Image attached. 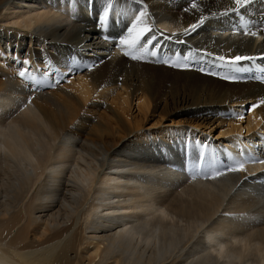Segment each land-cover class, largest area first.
Instances as JSON below:
<instances>
[{"label": "bare ground", "instance_id": "bare-ground-1", "mask_svg": "<svg viewBox=\"0 0 264 264\" xmlns=\"http://www.w3.org/2000/svg\"><path fill=\"white\" fill-rule=\"evenodd\" d=\"M235 8L0 0V264H264V0Z\"/></svg>", "mask_w": 264, "mask_h": 264}, {"label": "snow or ice", "instance_id": "snow-or-ice-1", "mask_svg": "<svg viewBox=\"0 0 264 264\" xmlns=\"http://www.w3.org/2000/svg\"><path fill=\"white\" fill-rule=\"evenodd\" d=\"M137 2H139V0H137ZM253 2V0H235V3L239 6V8H243L244 6L248 5V4H251ZM239 8H235V9H232L233 12H239ZM107 15V12H105V16ZM146 13L141 10L140 13H139V16L137 17V20L140 19V17H143L145 16ZM224 15H227V13H224ZM103 22V20H102ZM203 19H201L200 21V24H203ZM199 27L198 24H193L191 25V28L193 31H195L197 28ZM137 28V25L134 23L129 29V34H131L133 31H135ZM152 32L151 29H148V28H143V29H140L139 32L137 33V36H136V39L132 41V46L135 50H140V48H143L145 45H153L155 46L157 43H158V39L155 35H152L150 36V38L144 42V44L141 43L143 37L147 34V33H150ZM245 34H250L252 36H256L258 33L257 32H246ZM121 44H127L128 41L124 38H122L120 41H119ZM136 46H139V48H137ZM148 55H151L153 57H155L157 55V53L155 51H152L151 53H148ZM140 57H137L135 55L132 56V59H139ZM216 60L220 61V62H225L228 66H230L234 71H239L240 69L237 68V65H239L241 62L243 61H254L256 58L253 57V56H245V55H236L232 58H226L225 56L223 55H220L218 57H215ZM163 63L165 64H168L169 61H162ZM25 63H27V61H25ZM172 66H177V65H172ZM181 67H187V65H183ZM200 71H205V69L203 67H201L199 69ZM213 75H216L217 73H211ZM19 75L21 77H24L25 76V71H21L19 73ZM225 79H228L229 77H224ZM232 79H235V77H232ZM70 82V81H69ZM57 83H59V81H57ZM261 104H264V100H261L259 103L257 104H253L250 106V108H248L246 111L248 112H251L253 110H255L256 108H258ZM236 115V118L240 119V120H243L245 118L244 114H234ZM201 159H203V157H201ZM254 162H259V163H264V160H260V161H254ZM233 171H244V166L242 163H237L236 165L234 166H229L223 170H218V171H213L211 173L212 175V178H216L217 176L219 175H223V174H226L228 172H233ZM205 176L209 175V173H205L204 174Z\"/></svg>", "mask_w": 264, "mask_h": 264}]
</instances>
